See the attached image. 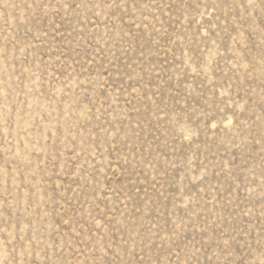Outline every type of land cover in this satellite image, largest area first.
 Segmentation results:
<instances>
[{
	"label": "rangeland",
	"instance_id": "1",
	"mask_svg": "<svg viewBox=\"0 0 264 264\" xmlns=\"http://www.w3.org/2000/svg\"><path fill=\"white\" fill-rule=\"evenodd\" d=\"M0 264H264V0H0Z\"/></svg>",
	"mask_w": 264,
	"mask_h": 264
}]
</instances>
